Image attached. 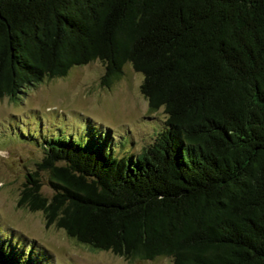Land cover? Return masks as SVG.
<instances>
[{
	"label": "trees",
	"instance_id": "trees-1",
	"mask_svg": "<svg viewBox=\"0 0 264 264\" xmlns=\"http://www.w3.org/2000/svg\"><path fill=\"white\" fill-rule=\"evenodd\" d=\"M94 60L105 87L141 73L164 127L127 158L47 138L18 204L129 260L264 264V0H0V97Z\"/></svg>",
	"mask_w": 264,
	"mask_h": 264
},
{
	"label": "rangeland",
	"instance_id": "rangeland-1",
	"mask_svg": "<svg viewBox=\"0 0 264 264\" xmlns=\"http://www.w3.org/2000/svg\"><path fill=\"white\" fill-rule=\"evenodd\" d=\"M103 73L104 63L94 60L26 89L17 99L0 97V245L26 257L31 249L35 264H173L168 257L129 260L93 250L63 229L46 226L42 211L18 204L27 174L45 154L47 138L96 139L127 158L164 127L163 109L150 110L140 91L141 73L127 63L110 87L101 85ZM39 176L42 192L50 195L46 173L39 171Z\"/></svg>",
	"mask_w": 264,
	"mask_h": 264
}]
</instances>
